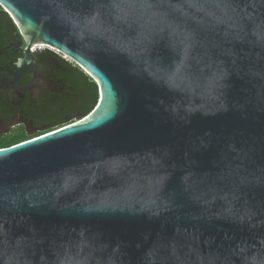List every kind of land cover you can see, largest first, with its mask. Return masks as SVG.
Wrapping results in <instances>:
<instances>
[{"label":"water","instance_id":"water-1","mask_svg":"<svg viewBox=\"0 0 264 264\" xmlns=\"http://www.w3.org/2000/svg\"><path fill=\"white\" fill-rule=\"evenodd\" d=\"M0 8L99 92L0 149V264H264V0Z\"/></svg>","mask_w":264,"mask_h":264},{"label":"flooded vegetation","instance_id":"flooded-vegetation-1","mask_svg":"<svg viewBox=\"0 0 264 264\" xmlns=\"http://www.w3.org/2000/svg\"><path fill=\"white\" fill-rule=\"evenodd\" d=\"M14 27L1 9L0 133L13 128L15 130L11 129L6 135L21 130L31 135L35 130L28 119L39 111L42 98L47 96L45 83H53L59 73L53 66L55 61L46 55L47 51L37 54L28 67H20L25 42Z\"/></svg>","mask_w":264,"mask_h":264},{"label":"trees","instance_id":"trees-1","mask_svg":"<svg viewBox=\"0 0 264 264\" xmlns=\"http://www.w3.org/2000/svg\"><path fill=\"white\" fill-rule=\"evenodd\" d=\"M8 18V15L5 13ZM10 24L13 23L8 18ZM17 30V28L14 27ZM55 70L59 75L54 79V89L46 92L39 111L28 120L32 123L34 134L28 135L23 130L0 137V149H6L46 133L71 125L89 115L99 101L96 84L70 61H64L50 52Z\"/></svg>","mask_w":264,"mask_h":264},{"label":"built area","instance_id":"built-area-1","mask_svg":"<svg viewBox=\"0 0 264 264\" xmlns=\"http://www.w3.org/2000/svg\"><path fill=\"white\" fill-rule=\"evenodd\" d=\"M39 48L40 51H47V52H50L51 54L57 56L58 58L64 60V61H69L66 57H64L63 55H61L58 51L52 49V48H49V47H45V46H42V47H37ZM34 50V49H33Z\"/></svg>","mask_w":264,"mask_h":264},{"label":"rangeland","instance_id":"rangeland-1","mask_svg":"<svg viewBox=\"0 0 264 264\" xmlns=\"http://www.w3.org/2000/svg\"><path fill=\"white\" fill-rule=\"evenodd\" d=\"M1 10V9H0ZM2 11L5 13V11L2 9ZM8 18L10 19V17L8 16ZM11 20V19H10ZM45 87L48 89V90H51V89H54V87H55V85L53 84V83H45ZM11 129H13V128H11ZM10 129V130H11ZM10 130L9 131H7L6 133H8V132H10ZM13 130H15V129H13ZM6 133H0V136H4V135H6Z\"/></svg>","mask_w":264,"mask_h":264}]
</instances>
